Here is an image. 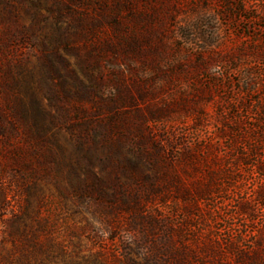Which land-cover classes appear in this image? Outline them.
<instances>
[{
  "label": "rangeland",
  "instance_id": "obj_1",
  "mask_svg": "<svg viewBox=\"0 0 264 264\" xmlns=\"http://www.w3.org/2000/svg\"><path fill=\"white\" fill-rule=\"evenodd\" d=\"M95 2L100 6L97 13L87 8L74 9L75 14L82 15L86 21L100 20L107 33L112 29V39L120 50L126 46L124 40L130 47L140 49L139 55L129 57L128 66L120 53L113 66L109 68L103 62L102 69L114 68L121 73L123 87L132 94H135L134 82L149 81L144 87L152 95L141 104L153 110H159L163 104L169 106L168 114L159 123L150 125L153 137L166 148H172L174 156L180 158L199 141L193 129V117L200 109L215 125L212 119L215 112L246 102L251 112L239 110V118L255 124L253 101L264 93V0ZM69 8L68 0H50L53 11L50 17L60 15V18L56 23L52 18L40 23L32 34L22 28L35 21L32 9L21 18L19 25L0 20V264L11 261L12 264H38L32 259L28 263L23 261V248L8 235L14 214L27 200L30 218H34L33 210L37 209V219L47 227L40 232V238H52L65 247L68 255L81 257L90 250H98L111 264H125V259L130 257L143 264L149 257L163 260L167 253H172L166 247L167 231H172L176 245L174 256L182 254L187 264L203 261L211 264V244L215 240L227 241L233 230L245 224L251 229L261 225L260 213L252 223L246 218L228 215L239 196L250 193L257 185L256 174L247 178L245 169L237 173L240 178L236 188L224 182L226 190H220L212 203L198 205V212L194 211V216L190 217L182 212L187 202L169 193L171 189L164 182L143 184L124 177L121 180L124 185L107 191L118 198L139 196L151 217L146 219L144 227H137L130 235L119 232L113 242L109 233H97L94 238L92 233L82 229L83 218L77 213L79 203L66 200L61 208V200L50 199V111L63 122L59 124L58 137L66 148L67 162L74 167L69 175L64 170V184L70 189L81 180L89 181L84 169L85 152L79 147L81 142L87 141H84L86 132L80 128L78 131V116L68 112L63 101H50L54 84L50 75V35L56 42L60 41L59 53L66 60L74 61L63 45L64 29L77 27ZM103 18L114 23L109 26ZM40 41L43 47L36 46ZM57 66L60 75L67 77L64 65ZM249 81L257 84L250 95L251 102L243 91L245 82ZM14 110L19 111L17 117ZM88 117L87 121L93 118ZM138 124L139 121H135L132 126ZM94 129L99 132L97 127ZM225 145L224 140L219 141V156L221 165L228 166L232 163L231 155L236 154L229 152ZM183 170L179 162L177 171L182 175ZM94 172H98L97 165ZM181 178L186 183L196 179L194 175ZM52 191L57 196V192ZM30 221L24 218L19 229L28 237L31 232L26 225L31 229L36 226L35 221ZM245 240L252 241L253 237L247 234Z\"/></svg>",
  "mask_w": 264,
  "mask_h": 264
},
{
  "label": "trees",
  "instance_id": "obj_2",
  "mask_svg": "<svg viewBox=\"0 0 264 264\" xmlns=\"http://www.w3.org/2000/svg\"><path fill=\"white\" fill-rule=\"evenodd\" d=\"M68 1L71 6L69 14L77 27L64 29L63 45L65 51H68L67 55L73 57L74 61L66 60L59 53L61 43L56 42L50 35V75L54 81L50 101H63L68 112L78 116V131L80 128L86 132L84 141H87L81 142L79 147L85 152L84 169L89 181L81 180L76 187L72 186L70 189L64 184V170L69 175L74 172V167L67 162L66 148L58 137L59 124L63 122L50 111V199L52 197L61 200V208L66 200L79 203L77 213L83 218L82 229H85L86 233H92L94 238L97 233H109L110 241L113 242L119 232L125 231L130 235L137 227H144L146 219L151 217V214L146 212L145 202H142L139 196L118 198L116 194L107 191L114 186L124 185L121 181L124 177L143 184L164 182L171 189L169 193L179 195L187 202L182 212L190 217L194 216V211L198 212V205L212 203L214 198H218L220 190H226L223 187L224 182H227L228 187L236 188L235 184L240 178L237 173L245 169L247 178L252 173L256 174L257 185L250 193L239 196L233 211L228 215L246 218L252 223L260 213L261 225L258 229H251L245 224L233 230L227 241L215 240L211 244V264H264V93L253 101L255 124L239 118V110H244L247 114L251 112L246 102H237L230 110L220 109L215 112V117L212 118L216 121L215 125L203 109L198 110L193 117V129L199 141L194 148L186 149L178 158L173 155L172 148H166L156 140L151 131L150 123H159L168 114L169 106L163 104L159 110H153L152 107L141 104L152 95L150 90L144 87L149 81L134 82L135 94H132L123 87L121 73L114 71V68L109 69L120 57V53L125 57L128 66L131 64L129 57L139 55L140 49L130 47L124 40L126 46L120 50L112 39L114 32L111 27V32L107 33L104 23L100 20L94 18L86 21L82 15H76L74 12V9L83 11L93 8L97 13V7H100L98 2ZM0 5V20L16 25L20 24L21 18L29 14L31 9L34 10L35 21L22 26L29 34H32L40 23L51 18L56 23L60 18V15L50 17L53 13L50 10V0H0ZM103 19L109 26L114 23ZM31 38L34 42L35 38L32 35ZM36 46L43 47V41L36 43ZM36 46L34 45V48ZM103 62L110 66L109 70L102 69ZM58 64L64 65L67 77L60 75ZM133 72L140 73L139 70ZM255 84L251 81L244 84L243 91L250 102ZM18 112L14 110L16 117ZM90 115L93 118L87 121ZM19 118L22 119L21 114ZM135 121H139V124L132 126ZM95 127L98 128V133ZM221 140L225 141L229 152L236 154L231 155L232 163L228 166L221 165ZM179 162L184 168L182 175L177 171ZM96 165L98 172H94ZM189 175H194L196 179L186 183L181 177ZM52 189L57 192V196L53 195ZM33 212L34 218H30L27 200L14 214L8 234L12 242L19 243L23 248V261L28 263L32 259L38 264H111L98 250H88L87 255L81 257L72 256L68 255L64 246L52 238L41 239L40 232L42 233L46 225L37 219L38 210ZM24 218L31 219L36 224L34 229L26 225L30 227L29 237L24 234V230L19 231ZM247 234H251L252 241L245 240ZM167 235L166 247L172 253H167L163 260L149 257L145 264H187L182 254H173L176 245L172 231H167ZM124 263L143 264L132 257L125 259ZM202 264L210 262L203 261Z\"/></svg>",
  "mask_w": 264,
  "mask_h": 264
}]
</instances>
